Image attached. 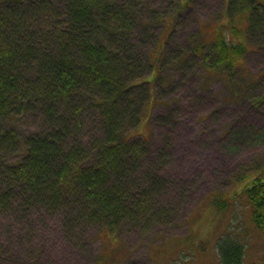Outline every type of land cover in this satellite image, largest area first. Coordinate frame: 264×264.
<instances>
[{"label":"trees","instance_id":"obj_1","mask_svg":"<svg viewBox=\"0 0 264 264\" xmlns=\"http://www.w3.org/2000/svg\"><path fill=\"white\" fill-rule=\"evenodd\" d=\"M192 2L175 0L174 14L156 17L160 36L149 32L145 0H0L1 218H52L70 240L93 227L117 236L173 220L175 207L159 204L171 184L167 145L152 148L133 130L157 102L166 37ZM225 11L227 21L192 49L208 46L211 69L228 77L245 67L250 35L264 33V0H228ZM18 114L37 116L38 129L21 138L11 122ZM18 149L21 158L9 159ZM249 173L234 199L264 231V166ZM230 199L212 196L223 210ZM231 226L218 238L219 259L242 264Z\"/></svg>","mask_w":264,"mask_h":264},{"label":"rangeland","instance_id":"obj_2","mask_svg":"<svg viewBox=\"0 0 264 264\" xmlns=\"http://www.w3.org/2000/svg\"><path fill=\"white\" fill-rule=\"evenodd\" d=\"M145 1L143 17L155 21L149 32L164 36L156 17L174 14L175 0ZM225 2L193 0L178 14L153 85L157 102L152 107L149 100L133 130L149 131L152 148L167 145L169 162L162 172L171 184L159 204L175 207L173 220L144 232L123 228L117 236L93 227L70 240L52 218L20 224L0 217V264H221L218 236L230 222L243 241L242 264H264V231L249 219L246 204L234 199L245 182L237 177L264 166V33L250 35L245 67L228 77L211 69L208 46L198 53L192 49L227 21ZM11 122L21 138L38 129L34 115L18 114ZM22 154L18 149L9 159ZM217 193L231 197L230 209L216 207Z\"/></svg>","mask_w":264,"mask_h":264}]
</instances>
